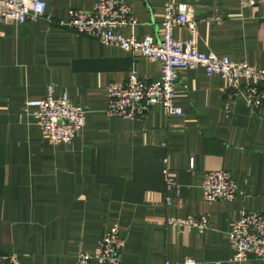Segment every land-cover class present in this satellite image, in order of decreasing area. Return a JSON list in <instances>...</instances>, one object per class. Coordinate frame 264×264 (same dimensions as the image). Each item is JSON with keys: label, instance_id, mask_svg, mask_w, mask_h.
<instances>
[{"label": "crops", "instance_id": "obj_1", "mask_svg": "<svg viewBox=\"0 0 264 264\" xmlns=\"http://www.w3.org/2000/svg\"><path fill=\"white\" fill-rule=\"evenodd\" d=\"M95 1L45 0L56 18H67L69 9L89 10ZM125 1L136 20L121 28L125 35L157 39L163 5L184 3L197 20L200 51L264 68V6ZM173 36L188 34L178 26ZM131 70L160 76L156 60L43 19L0 21V252L15 253L20 264H75L80 251L91 252L117 224L124 239L120 264H182L186 258L191 264H264L230 260L226 238L245 212L264 213V100L252 114L242 96L226 100L225 78L196 66L178 70L173 102L181 114L155 105L142 118L107 116L109 82L125 80ZM49 83L85 110L70 143L48 142L35 108L25 106ZM219 169L231 172L239 192L232 200L207 202L200 184L206 172ZM166 174L177 191L165 187ZM188 214L206 215L208 227L199 232L166 223Z\"/></svg>", "mask_w": 264, "mask_h": 264}, {"label": "built area", "instance_id": "obj_2", "mask_svg": "<svg viewBox=\"0 0 264 264\" xmlns=\"http://www.w3.org/2000/svg\"><path fill=\"white\" fill-rule=\"evenodd\" d=\"M255 5L264 6V0H238L240 8ZM188 8L184 3L166 2L162 8L161 32L157 39L150 35L137 38L122 33V27L136 23L131 6L125 0H96L89 10L69 9L67 18H56L49 14L45 0H0V21L23 23L43 19L48 24L66 27L76 34L94 38L101 44L117 46L131 54L158 61V79L139 77L131 70L125 80L109 82L104 109L107 116L142 118L155 105H159L165 114H181V108L173 102L178 70L196 66L202 67L208 76L217 73L225 78L226 100L242 96L253 114L264 100L261 88L264 85V68H257L245 61H235L225 55L200 51L195 39L197 20L189 16ZM178 26L186 29V38L173 36V29ZM242 80L249 82L243 84ZM25 106L35 108L38 129L51 144L70 143L84 124V108L72 102L65 92H56L52 83L46 85L41 98L26 100ZM166 162L164 158L163 164L166 165ZM165 187L178 190L177 184L168 174L165 176ZM200 189L207 202L232 200L239 192L231 172L223 169L206 172ZM166 204L170 205L168 198ZM166 223L203 232L208 227V218L204 214L169 216ZM226 238L233 249L230 260L254 258L264 261V213L245 212L233 222L226 232ZM123 246L124 239L119 235L118 226L112 224L91 252H79L75 264H91L93 260L98 264H120ZM192 262L191 258H186L182 264ZM0 264H20V261L13 252H0ZM163 264L173 263L166 259Z\"/></svg>", "mask_w": 264, "mask_h": 264}]
</instances>
